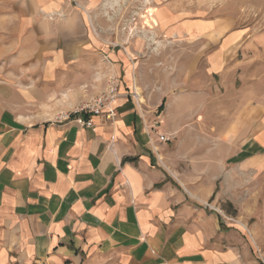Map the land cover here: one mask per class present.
<instances>
[{
    "label": "crops",
    "instance_id": "0c3cea01",
    "mask_svg": "<svg viewBox=\"0 0 264 264\" xmlns=\"http://www.w3.org/2000/svg\"><path fill=\"white\" fill-rule=\"evenodd\" d=\"M141 1L0 0V264H252L196 190L229 158L202 114L245 33L201 0H148L126 35ZM110 77L113 115L66 119Z\"/></svg>",
    "mask_w": 264,
    "mask_h": 264
},
{
    "label": "rangeland",
    "instance_id": "374dc122",
    "mask_svg": "<svg viewBox=\"0 0 264 264\" xmlns=\"http://www.w3.org/2000/svg\"><path fill=\"white\" fill-rule=\"evenodd\" d=\"M141 2L131 11L121 10V15L126 14L120 29L126 35L148 26L149 18L143 13L149 1ZM201 2L202 17H229V28L243 30L247 44L243 54L239 52L241 67L236 72L225 73L224 79L217 75L212 78V99L202 114L203 127L211 126L218 132L225 128L224 154L229 158L225 169L219 168L217 177L211 178L210 185L202 183L196 190L201 189L204 194L206 187H213L203 205L215 211L222 225L228 227L236 251H247L252 264H264V0ZM118 9L117 6L115 11ZM115 11L110 10V31L120 20L115 22ZM202 79L210 81L204 70ZM246 148V158L238 163L241 149Z\"/></svg>",
    "mask_w": 264,
    "mask_h": 264
},
{
    "label": "built area",
    "instance_id": "2783aa9c",
    "mask_svg": "<svg viewBox=\"0 0 264 264\" xmlns=\"http://www.w3.org/2000/svg\"><path fill=\"white\" fill-rule=\"evenodd\" d=\"M119 83L118 77H110L104 91L89 102L77 107L71 114L66 116V119H73L85 127H91L93 125V116L102 115L105 110H107L109 115H113L112 109H108V107L118 94ZM149 134L154 135L159 141H168L170 139L169 136L163 135L158 131H154V134L150 131Z\"/></svg>",
    "mask_w": 264,
    "mask_h": 264
}]
</instances>
